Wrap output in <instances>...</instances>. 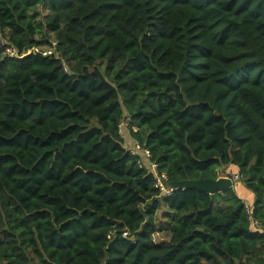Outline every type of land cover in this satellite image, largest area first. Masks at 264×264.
<instances>
[{"label": "trees", "instance_id": "trees-1", "mask_svg": "<svg viewBox=\"0 0 264 264\" xmlns=\"http://www.w3.org/2000/svg\"><path fill=\"white\" fill-rule=\"evenodd\" d=\"M0 37L54 52L0 47V264H264V0H0Z\"/></svg>", "mask_w": 264, "mask_h": 264}, {"label": "built area", "instance_id": "built-area-1", "mask_svg": "<svg viewBox=\"0 0 264 264\" xmlns=\"http://www.w3.org/2000/svg\"><path fill=\"white\" fill-rule=\"evenodd\" d=\"M52 45L54 46L55 44L53 43ZM0 47H1V58L21 59L26 55H36L39 53L42 56H51L54 54L52 49L41 51L39 48H32L31 50L27 51L26 54H20L19 52H17V50L14 47L5 43L1 37H0ZM65 71H66V68H65ZM128 124H129V119L127 117H124L118 125V128H119L118 133H119L121 138H122L121 129L124 128L127 131ZM127 150L131 156H138L142 162L151 158L150 152L147 149H145L144 147L137 144L135 141H134V148L127 149ZM149 170L154 172L155 187L159 190V195L169 196L174 189H170L166 185L164 186V182L167 184V182H166L167 179H166L165 175L157 174L155 171V167L152 164L149 166ZM229 178L231 179V182H232V188L236 189L237 184L239 182V179L241 177H239L238 175H233L232 177H229ZM255 225H256V223L253 222L252 226L256 227Z\"/></svg>", "mask_w": 264, "mask_h": 264}, {"label": "water", "instance_id": "water-1", "mask_svg": "<svg viewBox=\"0 0 264 264\" xmlns=\"http://www.w3.org/2000/svg\"><path fill=\"white\" fill-rule=\"evenodd\" d=\"M170 189H196L213 195L216 193L223 192L227 189L232 188V182L230 178L218 177L216 180H196V181H184L175 184H166Z\"/></svg>", "mask_w": 264, "mask_h": 264}, {"label": "crops", "instance_id": "crops-1", "mask_svg": "<svg viewBox=\"0 0 264 264\" xmlns=\"http://www.w3.org/2000/svg\"><path fill=\"white\" fill-rule=\"evenodd\" d=\"M127 135L129 136L128 132H127ZM132 143H134V140H132L130 136L127 139H125V141L123 140V145L127 149L131 147ZM220 171L221 172L219 173V178L220 177L229 178V177H232L233 175H238L237 173H235L236 171H235V168L233 167H229V168L227 167L226 169H221ZM233 190L235 191L237 197L241 199L247 207H251L254 201V196L252 193L246 190L239 182L237 184L236 189H233ZM254 228L256 229L258 227H254Z\"/></svg>", "mask_w": 264, "mask_h": 264}, {"label": "rangeland", "instance_id": "rangeland-1", "mask_svg": "<svg viewBox=\"0 0 264 264\" xmlns=\"http://www.w3.org/2000/svg\"><path fill=\"white\" fill-rule=\"evenodd\" d=\"M124 128L121 129L122 139L125 141L129 136ZM134 148V143H132L131 147L128 149ZM152 240L157 244H166L168 241L167 233L166 232H157L152 235Z\"/></svg>", "mask_w": 264, "mask_h": 264}]
</instances>
